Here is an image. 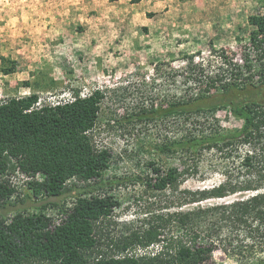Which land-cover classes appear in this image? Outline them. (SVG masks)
<instances>
[{
	"label": "rangeland",
	"instance_id": "rangeland-1",
	"mask_svg": "<svg viewBox=\"0 0 264 264\" xmlns=\"http://www.w3.org/2000/svg\"><path fill=\"white\" fill-rule=\"evenodd\" d=\"M19 2L12 0V7L19 6ZM3 7L0 4V23L4 17L13 16ZM54 7L55 13L61 15L68 9L64 0H54ZM84 8L83 12H73L71 18L83 33L86 47L79 54L67 50L55 62L46 58L29 76L35 85L40 84L31 93L39 95L40 106L71 100L74 93H104L100 115L90 135L97 149L112 152V160L101 178L102 189L95 194L112 195L120 207L98 223L100 245L91 259L103 254L149 258L164 253L169 258L175 255L174 247L184 235L179 214L193 208L184 205L187 192L223 181L222 172L212 168L215 163L222 167V159L216 153L205 154L198 172L191 171L175 186L159 192L147 186L153 177L152 164L165 170L192 162L183 159L181 153L167 157L160 147L185 136L235 132L242 122L224 108L189 116L176 113L154 120H139L138 116L150 115L160 107L168 108L199 93L221 95V74L229 62L241 66L251 62L252 74L258 73L261 62L251 41L256 30L252 17L264 16V0H141L135 4L132 0H86ZM46 9V4L38 6V12L45 13ZM21 72L28 73L25 69ZM19 87L10 88L0 78V101L22 97V86ZM261 100L264 101V88ZM14 175L6 178L9 183ZM85 186L73 179L67 184V191H73L56 198L35 199L27 183L17 177L16 193L6 205L0 203V220L16 213L43 211L59 223L61 210L72 208L77 193ZM153 227L161 233L160 242L134 244L120 252L124 244ZM225 235L230 234L226 231ZM231 236L235 240L225 247L228 250L219 246L204 264H257L264 258V247L254 251L236 248L246 240L244 232Z\"/></svg>",
	"mask_w": 264,
	"mask_h": 264
},
{
	"label": "trees",
	"instance_id": "trees-1",
	"mask_svg": "<svg viewBox=\"0 0 264 264\" xmlns=\"http://www.w3.org/2000/svg\"><path fill=\"white\" fill-rule=\"evenodd\" d=\"M252 22L256 30L251 41L260 53L258 73L252 74L251 62L246 68L229 62L221 74V95L199 93L168 108L160 107L150 115L138 116L139 120H154L176 113L189 116L224 108L242 122L235 132L185 136L160 147L159 151L167 157L181 153L183 159L192 162L165 170L152 164L153 177L147 186L159 192L175 186L191 171L198 172L205 154L216 153L222 159V167L215 163L212 168L222 172L223 181L187 192L184 205L193 208L179 214L184 235L174 247L175 255L169 258L164 253L149 258L103 254L91 259L100 245L98 223L120 207L112 195L95 194L102 189L101 178L112 160V152L97 149L90 135L100 115L102 91L95 90L85 97L74 93L71 100L40 107L36 92L0 101V203L6 205L16 193L6 178L18 170L33 178L27 188L35 199L56 198L73 191H67V184L73 179L86 183L85 189L77 193L73 207L61 210L59 223L43 211L16 213L0 220V264H204L219 246L232 245L235 239L231 234L237 231L244 232L245 241L250 242L243 245L245 241L241 240L237 249L263 248L264 16L252 17ZM24 86L30 83L25 82ZM35 88L39 89L40 84ZM225 230L230 235L224 237ZM160 235L157 228H150L124 244L120 252L134 244L160 242ZM257 264H264V258Z\"/></svg>",
	"mask_w": 264,
	"mask_h": 264
},
{
	"label": "crops",
	"instance_id": "crops-1",
	"mask_svg": "<svg viewBox=\"0 0 264 264\" xmlns=\"http://www.w3.org/2000/svg\"><path fill=\"white\" fill-rule=\"evenodd\" d=\"M19 1V6L14 8L12 0H0L3 8L7 7L13 12V16L4 12L8 17H4L0 23V78L10 88L22 86V97H27L36 87L29 76L46 58L55 62L57 56L65 54L67 50L70 52L73 49L79 54L86 47L83 33L71 18L73 12L85 11L86 0H64L68 9L63 15L55 13L54 0L47 3H41L43 0ZM48 3H51L50 9ZM44 4L47 5L45 13L38 12V6ZM22 69L28 72L27 75H23ZM25 82H29L30 86H24Z\"/></svg>",
	"mask_w": 264,
	"mask_h": 264
},
{
	"label": "built area",
	"instance_id": "built-area-1",
	"mask_svg": "<svg viewBox=\"0 0 264 264\" xmlns=\"http://www.w3.org/2000/svg\"><path fill=\"white\" fill-rule=\"evenodd\" d=\"M83 97H85V96H83ZM39 102H40V100H39ZM37 104L39 105L40 103H37ZM57 104H60V103H56L55 105H57ZM39 107H40V105H39ZM17 177H20V178L23 179L24 182H26V183H28L29 181H32V180H33V178L28 177L27 175L21 173V172L18 170V171L15 172V175L12 176L11 179H10V184H11V186H12L13 188H15V189H16V186H17Z\"/></svg>",
	"mask_w": 264,
	"mask_h": 264
}]
</instances>
